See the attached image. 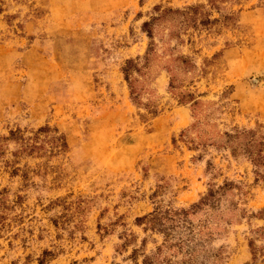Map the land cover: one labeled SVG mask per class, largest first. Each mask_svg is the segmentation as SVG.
<instances>
[{"label": "rangeland", "instance_id": "1", "mask_svg": "<svg viewBox=\"0 0 264 264\" xmlns=\"http://www.w3.org/2000/svg\"><path fill=\"white\" fill-rule=\"evenodd\" d=\"M0 264H264V0H0Z\"/></svg>", "mask_w": 264, "mask_h": 264}, {"label": "trees", "instance_id": "2", "mask_svg": "<svg viewBox=\"0 0 264 264\" xmlns=\"http://www.w3.org/2000/svg\"><path fill=\"white\" fill-rule=\"evenodd\" d=\"M124 71H127V69H125Z\"/></svg>", "mask_w": 264, "mask_h": 264}]
</instances>
